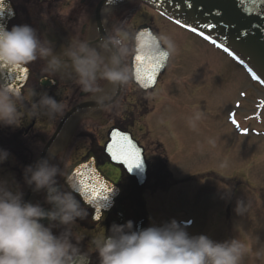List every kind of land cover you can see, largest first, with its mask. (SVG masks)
<instances>
[{"label": "rangeland", "instance_id": "obj_1", "mask_svg": "<svg viewBox=\"0 0 264 264\" xmlns=\"http://www.w3.org/2000/svg\"><path fill=\"white\" fill-rule=\"evenodd\" d=\"M134 5L139 11L126 19L122 16L116 27L133 35L145 20L175 45L173 59L154 91L142 92L130 81L115 104L104 109L110 117L117 113L129 119L152 165L157 163L154 173L160 179L159 187H145L142 195L149 226L172 219L185 224L193 219L186 229L190 235H207L215 242L241 240L245 253L239 264H264V148L259 145L264 136L248 132L247 122H242L254 112L256 98L264 97L262 89L221 52L175 28L143 4ZM127 60L129 64L130 57ZM241 91L247 93L246 100L239 98ZM234 112L239 135L228 122ZM100 124L97 119H81L75 137L62 148L64 154L50 163L65 172L74 160L68 156L71 152L101 135L106 139L109 127ZM55 126L39 125L25 138L31 155H39L41 137L48 139ZM13 159L9 153L0 163V181L24 193L27 166L18 169ZM62 178L58 177L59 183ZM37 196L36 203H46L43 190ZM238 201L248 206L242 215L236 212ZM89 242L86 239L88 246Z\"/></svg>", "mask_w": 264, "mask_h": 264}, {"label": "clouds", "instance_id": "obj_2", "mask_svg": "<svg viewBox=\"0 0 264 264\" xmlns=\"http://www.w3.org/2000/svg\"><path fill=\"white\" fill-rule=\"evenodd\" d=\"M49 44L42 42L27 24L0 29V70L45 60L48 72L67 75L91 96L97 109L107 107L115 89L133 79L128 57L153 56L162 45L169 52L175 50L166 36L132 35L122 27H114L95 45L71 42L61 55H56ZM19 98V92L0 82V123L20 125ZM64 111L62 101L44 92L29 114L55 119ZM8 156L6 150L0 149V163ZM64 176V170L47 158L25 168L26 184L34 186L33 191L46 192L45 202L51 205L48 209L40 203L24 201L22 191H13L0 181V264H93V254L98 264H239L245 253L241 240L215 242L207 235H190L187 225L175 219L139 229L131 220L113 223L107 234L100 231L93 235L85 250L81 247L84 236L74 229L87 212L76 197L75 186L63 188L59 184L57 177ZM247 211L248 206L238 201L236 212L242 215ZM45 220L48 224L42 222ZM54 229H60L58 234Z\"/></svg>", "mask_w": 264, "mask_h": 264}, {"label": "flooded vegetation", "instance_id": "obj_3", "mask_svg": "<svg viewBox=\"0 0 264 264\" xmlns=\"http://www.w3.org/2000/svg\"><path fill=\"white\" fill-rule=\"evenodd\" d=\"M10 1L14 5L17 13L15 20L11 22L10 30L14 25L27 24L36 30L37 36L42 42H50L49 36L58 34V36L66 40L65 42L68 44H71V42L75 43L78 41H87L95 45L103 34L107 35L108 32L116 27V22L119 21L122 16L126 19L127 16L130 17L134 14V12L139 11V8L134 5V3L139 2H130L123 5L111 6L102 10L103 23L99 24L97 18V9L101 0ZM43 31H45V33H48L46 35L48 38L44 36ZM48 46L53 47L51 44H49ZM53 50L55 51V47H53ZM27 66L31 70V77L25 89L26 96L24 97V99L30 102L38 101L40 96L38 93L41 92L40 90H42L39 88L40 86L38 83V78L41 76H47L57 81L56 87L52 88L47 93L50 96H53L58 101H62L67 104V110L72 106L78 104L82 100L92 99L91 96L83 93L80 90L79 86L75 84L72 79H69L67 75L61 76L48 72L46 70L47 61L38 59L31 64H28ZM101 83L106 84V82ZM116 92L117 89H115L114 94ZM114 104H109L105 108H111ZM19 105L24 106L22 103H20V101H17V106ZM105 108H91L75 114L61 132L56 144H61L60 146L66 148L69 145L70 141H72L76 135L77 129L75 128L77 127V123H79L81 119L85 118L97 119L101 123L100 126H102V128L108 126V130L112 127H117L122 130L130 131L133 133L136 140H138L139 143L145 147L146 156L150 164V179L146 185V189L149 190L150 188L152 189L159 187L158 182H160V179H158L154 173V168H156L157 163H154L152 165V162L148 156V149L143 143L142 139L133 131V128L129 123V119H127L125 116H122L120 118L117 113L110 117L109 115L105 114ZM31 110L32 109H28L26 113L19 114V126L0 123V145L3 143H9L13 148H16L19 143L18 139L20 137L27 138L31 132L37 129V126L40 125V127H51L49 126V122L46 121V115L41 114L38 117H32L29 114ZM125 113H127V111ZM107 132L105 134V140H102L103 135H101L100 139L94 138L90 140V142L87 143L86 146L83 145L79 147V149L71 152L70 155H68L67 152L65 153V155L71 156L74 159L73 163L68 168H66L65 173L75 163L92 156L95 158L98 167L107 176L113 179L122 190L120 196V203L122 206L121 213L118 210L117 206H115L111 210V212L104 213L102 218L97 222H94L92 220L91 210L81 204L82 207L86 209L87 215L84 219L77 221V226L74 230L79 231L81 234H83V232L88 233L86 235L84 234V239L81 242V247L85 250H87L88 247L86 239L91 240L92 236L100 231H105V233L107 234L113 223L125 224L127 221L131 220L134 222V227L136 228L137 223L140 219V215L142 216V213H144L143 210L140 211L137 208L139 191L135 188L134 183L128 179L126 174L119 167L113 166L109 163V159L104 150V144L107 140ZM24 143L26 144V141H24ZM53 148L58 149L57 147H55V145L53 146ZM24 149L28 150L27 146H25ZM26 153L30 156H33L29 153V150L26 151ZM60 154H64L63 150L57 151V153L53 157V160ZM27 165V163L24 164V166ZM19 168L20 166L18 167V169ZM143 192L145 191L143 190ZM37 199L38 196L35 197L32 203L35 204ZM40 204L43 207H46L48 205L43 201H41ZM59 231L60 229H54V232H56L57 234ZM92 260L93 264H98L96 255L93 254Z\"/></svg>", "mask_w": 264, "mask_h": 264}, {"label": "water", "instance_id": "obj_4", "mask_svg": "<svg viewBox=\"0 0 264 264\" xmlns=\"http://www.w3.org/2000/svg\"><path fill=\"white\" fill-rule=\"evenodd\" d=\"M128 1L130 0H103L100 5L101 7H103L106 5L120 4ZM142 1L162 11L171 19L175 21L179 20L181 22V25L189 28L195 27L198 32H203L204 35L217 41L219 44L223 45V47L228 49L232 54L238 57L241 61H243L246 65H248V67L251 68L259 76L261 81H264V0ZM14 14L15 10L12 4L7 0H0V29L9 30V20L13 17ZM137 33H140L144 37H148L152 34L151 32H147L146 26L140 27V30ZM161 51L166 52L167 57L164 58L156 55L154 63L160 64L161 67L156 70L154 83L148 81L147 79H137V65L135 57L133 58L131 68L133 72L134 82L142 89L154 87L159 74L165 70L169 58V52L166 51L163 46H161L159 52ZM23 69L26 68L22 66L19 69L0 70V82L5 83L7 86L11 87L19 93L22 92L23 85L25 84L29 76V72L25 73L22 71ZM41 84L42 86H46L47 84H49V82L41 79ZM92 104L96 106L95 103ZM86 106L87 104L83 103L68 112V114L63 118L61 124L59 125L51 142L59 134L60 130L65 125L67 120L76 111ZM114 134L128 137L131 144L135 145V147L140 150V154L142 157L141 166L143 169H145L146 173L148 166L144 157L143 148L138 146V144L133 140L131 134H125L120 131L113 130L109 132L108 146L111 145ZM119 136L116 138L118 139ZM49 145L50 144H48L39 160L45 159V154L49 148ZM111 161L114 164L128 168L127 165L122 163L120 160L112 159ZM133 170L134 169H132L131 171L133 172ZM78 173L83 174L84 182L91 181L92 184H95L97 181H99L101 188H103L104 185H107V188L114 186L113 182L100 170H98L97 166L94 165V162H91V164L89 162L77 163L69 171L68 177L66 179L67 186L71 184L78 187V192H80V190L81 192L83 191L82 198L86 205L88 204L93 207H99L102 209L103 206H99V202L109 199V196H107L106 194L108 193V189L101 191L99 197L95 196L89 189L85 187V184L81 182V176L78 175ZM131 178L139 179L142 183L144 182V177L140 176L136 171L133 172ZM33 188L34 186L28 187L25 196L23 197L24 201L29 202L31 200L32 196L35 193V191H33ZM105 197L107 198L105 199ZM115 202L119 204V198H117Z\"/></svg>", "mask_w": 264, "mask_h": 264}, {"label": "snow or ice", "instance_id": "obj_5", "mask_svg": "<svg viewBox=\"0 0 264 264\" xmlns=\"http://www.w3.org/2000/svg\"><path fill=\"white\" fill-rule=\"evenodd\" d=\"M191 6V5H189ZM176 23H181L179 20ZM211 27V26H206ZM191 31L196 32L197 29L195 27L191 28ZM201 36H204L203 32L199 33ZM205 39H209V37L205 36ZM214 44L216 43L215 40L212 41ZM219 47H223V45H218ZM227 51V49H224ZM156 55L160 57H167L166 52H158L153 56H144V55H136V73L137 79H147L150 82H155V73L156 70L161 67L160 64L154 63L156 59ZM23 72H27V69H23ZM253 76L256 77V73L253 72ZM264 82V81H261ZM119 134H114L113 141L110 146H108L107 150L110 153L111 157L116 160H120L122 163L126 164L128 169L131 171L133 168L140 167L142 165V157L140 154V150L135 147V145L131 144L128 137L126 136H119ZM81 176V182L85 184V187L89 189L95 196L99 197L100 192L107 189V185H104L103 188L100 187L99 181L95 184H92L91 181L84 182L83 181V174L78 173ZM107 197H105L106 199Z\"/></svg>", "mask_w": 264, "mask_h": 264}, {"label": "bare ground", "instance_id": "obj_6", "mask_svg": "<svg viewBox=\"0 0 264 264\" xmlns=\"http://www.w3.org/2000/svg\"><path fill=\"white\" fill-rule=\"evenodd\" d=\"M160 77H161V75L159 76V78H158V80L160 79ZM157 83H158V81H157ZM156 83V84H157ZM156 86V85H155ZM261 147H263L264 148V143H262V142H260V144H259Z\"/></svg>", "mask_w": 264, "mask_h": 264}]
</instances>
